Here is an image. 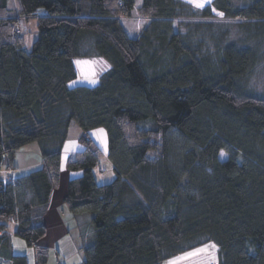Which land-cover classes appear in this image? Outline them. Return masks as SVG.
<instances>
[{"label": "trees", "instance_id": "1", "mask_svg": "<svg viewBox=\"0 0 264 264\" xmlns=\"http://www.w3.org/2000/svg\"><path fill=\"white\" fill-rule=\"evenodd\" d=\"M14 2L10 15L0 0L1 164L15 170L18 150L36 143L40 165L0 179V264H47L45 215L65 171L61 204L88 217L81 264H163L205 243L216 264H264V91L251 80L264 63V0L212 1L236 22L235 39L184 25L196 14L181 0H141L136 37L122 21L136 0ZM20 19L36 21L30 48ZM89 57L108 67L82 80L75 62ZM73 125L82 149L67 159ZM97 128L116 174L106 185L93 173ZM12 236L27 253L15 254Z\"/></svg>", "mask_w": 264, "mask_h": 264}, {"label": "rangeland", "instance_id": "2", "mask_svg": "<svg viewBox=\"0 0 264 264\" xmlns=\"http://www.w3.org/2000/svg\"><path fill=\"white\" fill-rule=\"evenodd\" d=\"M182 2H185L188 6L192 7L194 14H196L195 18L190 19V20H184L182 23H189L192 26H194L195 23H199L202 25L204 28L206 24H209L210 27H212V33L213 35L217 38L222 31H227L229 32L230 38H236L238 36V26H236V22L231 19H226L225 16L219 15L221 12H219L217 9H215L211 4L213 0H197L198 3L203 4V7H196L194 6L193 3H190L189 0H181ZM141 5V0H136V4L134 7V12L130 16V18H123L122 21L125 25L126 30L130 34V36H138L147 22L145 18L142 17V15L138 11V7ZM9 7H10V15H16V4L14 0H9ZM206 8H209L211 10V17H201L200 15L202 14V11H204ZM19 25H21L22 31H24V36H25V41L24 44L27 48L31 47V44L35 41L37 38V33H36V21L30 20L26 21L25 19H20ZM178 23L177 21H175ZM177 25V24H176ZM181 24V29L185 30L186 26ZM204 28H202V31H205ZM220 31V32H219ZM207 30L205 31L206 35ZM203 33V32H202ZM205 39V46L207 47L208 45L210 48H214L215 45V40L210 39V38H202ZM264 61V56L262 57ZM75 66H77L78 70V75L80 76V79L82 80H92L95 79L97 74H99L101 71L107 69L108 65L102 58H96V57H89V58H78L75 62ZM258 66V64H257ZM257 66L254 68L256 70V74H254L253 77H251L252 83L255 86L256 90L258 93H262L264 91V63L261 65V69L259 70V67ZM69 134L67 138V143L64 147L65 152L71 151V141L75 140L78 146H74L77 150L82 149V146L80 143L77 141L78 136L82 133V130L77 126L73 125L69 129ZM92 136L94 137V140L97 141L100 150L103 152L104 156L101 157L99 160V164L94 167L93 173L95 174V180L97 183L101 185H106V183H110L115 179V172L113 170V165L111 161L108 160L106 157L107 153V133L105 129L97 128L92 131ZM74 145V144H73ZM221 153L224 155L222 156ZM220 153V159H226V153L221 152ZM16 157L14 158V165H16L15 170H26L29 167H35L38 166L36 165L37 161L39 160L38 157L40 156L39 153V148L36 143L30 144L27 147L22 148L21 150H18L16 153ZM0 177L1 178H6L8 171L6 170L5 162L3 161L2 164L0 165ZM64 170V169H63ZM62 210L63 212H59L64 216V214H71L69 209L63 204L62 205ZM71 216H73L71 214ZM74 217V216H73ZM72 217V218H73ZM75 218V219H74ZM74 221L76 220V229L73 231L72 236H73V241L74 243L78 244L81 242L79 235L84 232L86 229L84 223L88 220L87 215L83 214H76V217H74ZM83 223V225H82ZM79 225V226H77ZM12 226V225H11ZM75 235L77 237L75 238ZM14 238V237H13ZM15 239H17L15 237ZM19 240V239H18ZM21 241V240H20ZM23 243V241H21ZM76 245V244H75ZM214 245L213 243H205L202 246H198L192 250L189 251H184L182 254H179L178 256L173 257L172 259L167 260L163 264H216L217 263V257L218 254L217 252V247L212 248L211 246ZM56 249V248H55ZM78 250L76 251V255L78 257L74 256L73 261H78L77 264H81V261L84 258V253L83 250L80 248H77ZM198 253V254H195ZM23 254V253H22ZM21 254V255H22ZM47 264H56V260H54V252H52V255L50 254V258L48 259Z\"/></svg>", "mask_w": 264, "mask_h": 264}, {"label": "crops", "instance_id": "3", "mask_svg": "<svg viewBox=\"0 0 264 264\" xmlns=\"http://www.w3.org/2000/svg\"><path fill=\"white\" fill-rule=\"evenodd\" d=\"M71 144H72L71 151H67L68 152L67 159H70V158L72 159L75 156V154L77 153L76 151H79L76 148H74L75 145L79 147L78 143L75 140H72ZM12 165H14V162ZM36 165H38V166L40 165L39 160L37 161ZM38 166L29 167L26 170H19V171L14 170V168L9 169L7 177L6 178L0 177V179H2L3 181L4 180L5 181L11 180V179L15 178L19 173H22L24 171L25 172L29 171L30 169H34ZM63 174L64 175H62L61 182H60V184H58L59 186L56 189H54V191L52 193L50 210H49L48 214L45 215L46 224L48 225V228H50L48 231L46 240L47 239L49 240V246L51 248L50 250L52 252H54V255H55L54 260H56V261L61 260L63 262V264H77L80 259L77 261L72 260V259H74V256L78 257V255H76V251L78 250L77 248H79V246L77 247V243H74V241H73L74 238L72 236L73 231H75V229H76V227H75L76 222L72 218L73 216H71L70 214H64V216H63L62 214L59 213V212H61V213L63 212L61 200L63 199L64 193H65V189H66L65 184H66L67 180H69L70 177L72 176L71 174H68L66 171ZM57 219L59 221L62 220V223H63L62 228L63 229L65 227L68 230H70L69 233H71L70 238L72 239V241H71L72 245L69 244L68 246L64 247L63 244L61 243L63 239L65 240L64 235H62L63 232L62 233L60 232V234H61V236H60L59 228L57 227L58 228V230H57V228H55V226L53 227V225L55 224V223L53 224V220H57ZM11 225L12 226H11L10 232H13L15 227H16V224L13 222V223H11ZM60 231H62V230L60 229ZM76 237H77V235H75V238ZM11 241L13 244V251H15V254L27 253L24 243H21V241L18 239H15V237L13 238V236L11 237ZM56 251H58V254H56Z\"/></svg>", "mask_w": 264, "mask_h": 264}, {"label": "snow or ice", "instance_id": "4", "mask_svg": "<svg viewBox=\"0 0 264 264\" xmlns=\"http://www.w3.org/2000/svg\"><path fill=\"white\" fill-rule=\"evenodd\" d=\"M189 2L190 3H193L194 4V6H196V7H203L204 5L203 4H201V3H198L197 2V0H189ZM219 15H223L222 13H220ZM96 81L95 80H93V81H91V83H95ZM221 155L223 156L224 154L223 153H221ZM212 248H215V246L214 245H212L211 246ZM195 254H198V253H195Z\"/></svg>", "mask_w": 264, "mask_h": 264}, {"label": "water", "instance_id": "5", "mask_svg": "<svg viewBox=\"0 0 264 264\" xmlns=\"http://www.w3.org/2000/svg\"><path fill=\"white\" fill-rule=\"evenodd\" d=\"M1 161H2V156L0 155V164H1ZM1 167V166H0Z\"/></svg>", "mask_w": 264, "mask_h": 264}, {"label": "built area", "instance_id": "6", "mask_svg": "<svg viewBox=\"0 0 264 264\" xmlns=\"http://www.w3.org/2000/svg\"><path fill=\"white\" fill-rule=\"evenodd\" d=\"M57 264H62L61 262H58Z\"/></svg>", "mask_w": 264, "mask_h": 264}]
</instances>
